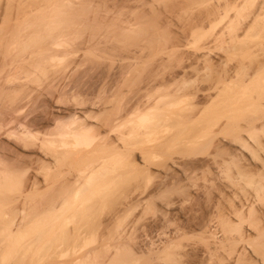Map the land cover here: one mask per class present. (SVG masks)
<instances>
[{
	"label": "bare ground",
	"instance_id": "bare-ground-1",
	"mask_svg": "<svg viewBox=\"0 0 264 264\" xmlns=\"http://www.w3.org/2000/svg\"><path fill=\"white\" fill-rule=\"evenodd\" d=\"M36 1L0 0V264H264V0L226 1L224 67L203 51L198 86L186 77L167 95L157 60L184 48L157 14L124 19L111 0ZM200 24L190 28L197 39ZM153 94L158 113L139 105L132 119L130 105ZM163 143L167 162L181 158L149 192L157 175L143 162L136 172L131 156ZM176 144L185 150L172 153ZM150 145L142 155L156 154ZM155 199L162 217L183 219L190 243L154 240Z\"/></svg>",
	"mask_w": 264,
	"mask_h": 264
},
{
	"label": "rangeland",
	"instance_id": "rangeland-1",
	"mask_svg": "<svg viewBox=\"0 0 264 264\" xmlns=\"http://www.w3.org/2000/svg\"><path fill=\"white\" fill-rule=\"evenodd\" d=\"M36 1V0H35ZM41 0H38V1H36V2H34V4H33V6L36 4V3H38V2H40ZM226 1H228V0H111V1H109V4H111L112 6V12L113 11H115L116 12V14L118 13L119 15H117V16H120L121 18H124V19H134L135 17H137V16H139V15H141L142 13H146V12H148L149 14V16H155L156 14H157V16H153L154 18H156L155 19V23H157V24H159L160 26H164L165 28H166V26H167V28H166V30L165 31H167L168 30V32L166 33V35L169 33H171L170 34V36L169 37H172L171 39H170V42H172L171 44H173V42L174 43H180L181 42V47L183 46V48H184V50L182 49V48H180V46H179V51H177L178 53H176L175 55H174V51H176V50H173V53H172V51L170 52V50H169V52L170 53H168V51H167V53H165V54H163V55H161L160 57L161 58H157L158 60V62H160V63H162V68H163V64H164V66H168V68L165 70V72H166V74H165V72H163L162 74V77H163V85H162V87H161V93H163L164 94V92L165 91H167L168 89L167 88H169V90L167 91V92H165V95H167V93H173L176 89H178L179 88V86L181 85L182 86V84L185 82V80L188 78V80L190 79V78H192V79H190V83L187 85V84H185L186 85V87H191V86H194V87H196V86H198V83H197V70L200 68V66L202 65L201 63H202V61H200L199 62V60H197L196 58H197V56H198V54H199V56L198 57H201L202 55H204V53L205 52H208L209 50V52H208V54L210 55V56H208L209 58L211 57V59L213 60V62L215 61V63H217V64H222L223 66L222 67H224V65H225V57L224 56H226L225 55V52H222L223 51V49H224V47L226 46L225 45V40L224 39H222L221 37H219V35L221 34V32H223V31H220V30H222L223 29V25H225V22H226V19L225 20H223L224 18H222L223 17V14H221L223 11V5H224V3L226 2ZM30 3L31 2H29V5H30ZM192 3V4H191ZM42 4V3H41ZM32 5V4H31ZM113 5H115V9H114V7H113ZM26 6V5H25ZM27 6H28V4H27ZM32 6V7H33ZM150 6H151V8L152 9H150ZM173 7V6H175L176 7V9H175V11H174V9L172 10V11H174L173 13H172V11L170 10V7ZM28 7H30V6H28ZM169 7V8H168ZM220 7V8H219ZM23 8L25 9V7L23 6ZM218 10H220V11H218ZM155 11V13H152V12H154ZM169 11H171V12H169ZM221 12V13H220ZM170 13H172V14H170ZM33 14H36V13H33ZM151 14H153V15H151ZM176 15V16H175ZM172 17V18H171ZM215 19H217V20H215ZM167 20V21H166ZM222 20H223V22H222ZM172 21V22H171ZM220 21H221V23H220ZM168 23V24H167ZM201 23V24H200ZM212 23V24H211ZM167 24V25H166ZM170 24V25H169ZM200 24V26L198 27V31L200 32H198L199 34H198V36L200 35V36H202V34H203V36H202V38H200V37H198V39H197V36H195V37H193V36H191L192 34V30L190 29V28H192L193 26L195 27V26H197V25H199ZM158 25V26H159ZM163 27V28H164ZM136 29V28H135ZM201 30H204L203 32L201 31ZM205 32V33H204ZM220 33V34H219ZM168 34V35H169ZM206 34V35H205ZM222 35V34H221ZM220 35V36H221ZM167 37V36H166ZM218 37H219V39L221 38V40H219L218 39ZM223 37H224V35H223ZM174 38V39H173ZM195 39V40H194ZM176 40H177V42H176ZM222 42H224V47L222 46L221 47V45L223 44ZM207 43V44H206ZM176 44V45H177ZM178 46V45H177ZM207 49H206V48ZM209 47V48H208ZM210 47H211V49H210ZM173 48H176V47H173ZM180 49L182 50V51H180ZM204 49V50H203ZM172 50V49H171ZM208 50V51H207ZM213 50V51H212ZM203 51H205V52H203ZM225 51V50H224ZM180 52H181V54H180ZM193 52V53H192ZM184 55H183V54ZM189 54V55H187V54ZM190 53H192V54H194L195 56L193 57V55L191 56V58H190V60H188V61H190V62H187V59L188 58H186V57H189L191 54ZM196 53V54H195ZM201 53V54H200ZM170 54H172V55H170ZM207 54V53H206ZM214 54V55H213ZM166 55H168V56H170V57H168V56H166ZM182 57H181V56ZM201 55V56H200ZM163 56H164V58H163ZM173 56V57H172ZM175 56H180L181 58L180 59H176L175 58ZM218 56H219V58L221 59H219L218 58ZM186 58V62L185 61H183L182 59H185ZM192 57L193 58H195V61L194 62H196L195 64L193 63V60H192ZM200 59V58H199ZM214 59H216V60H214ZM218 59V60H217ZM178 62H176V61ZM180 60V61H179ZM198 61V64H197V61ZM183 61V63H184V65H183V63H181ZM192 61V62H191ZM212 62V61H211ZM175 63V64H174ZM179 63H181L182 64V66H184V68H185V70H183V67H178V64ZM192 63V64H191ZM154 64H157V62L156 61H154ZM166 64V65H165ZM197 64V65H196ZM173 65V66H172ZM189 65V66H188ZM194 65V66H193ZM173 68H172V67ZM176 66V67H175ZM181 66V65H180ZM198 66V67H197ZM188 67H190V68H188ZM192 67H194V68H192ZM197 67V68H196ZM174 69V70H172V69ZM179 68V69H178ZM170 69H171V71H170ZM188 69V70H187ZM190 69V70H189ZM193 69V70H192ZM175 70H176V72H175ZM184 71V72H183ZM195 71V72H194ZM178 72V73H177ZM96 71L94 70H91V71H89V75H83V76H79L80 77V81H83V85H85V84H89L95 77H96ZM200 73H202V72H200ZM199 73V78H200V75L201 76H203V75H205V74H200ZM171 75V78H170V75ZM93 75V76H92ZM174 75H176L175 77H174ZM178 75H179V77H178ZM184 75V76H183ZM191 75H193V76H191ZM165 77V78H164ZM180 77H182V78H180ZM187 77V78H186ZM190 77V78H189ZM208 77V76H207ZM89 78V79H88ZM174 78V79H173ZM88 79V80H87ZM204 79V78H203ZM207 78H205V80H206ZM91 80V81H90ZM180 80V81H179ZM87 81V82H86ZM171 81V82H170ZM182 81V82H181ZM89 82V83H88ZM169 82V83H168ZM177 83V84H176ZM181 83V84H180ZM195 84V85H194ZM204 84V83H203ZM82 85V86H83ZM166 85V86H165ZM171 85V86H170ZM179 85V86H178ZM206 85H207V83L205 84V85H201V86H204V87H206ZM173 87V88H172ZM176 87V88H175ZM192 88V87H191ZM172 89V90H171ZM175 89V90H174ZM160 92L158 93V94H161ZM157 95V94H156ZM158 96L159 95H157V97H155V94H153V96H152V98H151V100L153 101H151V103L150 102H148L146 99H145V101L143 102V103H145L144 105L142 104V103H139V104H137V103H132L130 106H131V110H132V112L134 113L135 111V115L134 114H132L133 115V117H132V119H136V117H138V116H136V115H139V114H137L138 112L139 113H141V112H143V111H146V110H148V108H149V111L147 112H145V113H150V114H153L154 112L155 113H158L156 110L154 111V104H155V102H157L156 101V98L157 99H160V98H158ZM164 96V95H163ZM153 97H155V98H153ZM164 98V97H163ZM155 99V100H154ZM164 101H163V103L165 102H167L166 100H168V97L167 98H164L163 99ZM190 99H187V101H189ZM193 101V103H194V100L192 99L190 102H192ZM146 102H147V104L148 105H146ZM189 102V103H190ZM151 105H150V104ZM164 103V104H165ZM189 103H185L186 104V107H190V105H189ZM142 104V105H141ZM163 104V105H164ZM142 107H140V106ZM157 105V103L155 104V106ZM159 105V104H158ZM152 106V107H151ZM133 107V108H132ZM136 107L138 108V107H140L141 108V112L139 111L140 110V108L138 109V110H136ZM154 107V108H153ZM144 108V109H143ZM163 108H165V105L163 106ZM186 109H191V107L190 108H186ZM164 111V110H163ZM153 112V113H152ZM165 112V111H164ZM187 112H189V110L188 111H186V113ZM144 113V112H143ZM184 114V115H187V114ZM189 114H190V112H189ZM131 115V116H132ZM134 116H136L135 118H134ZM163 116H165V114H163ZM173 122V121H172ZM171 123V122H170ZM169 123V124H170ZM171 129H175V130H177L178 131V128H171ZM174 130V131H175ZM170 131H173V130H170ZM173 131V132H174ZM177 131H175V133L177 132ZM169 133V132H168ZM168 133H163V136H164V134H165V136H164V138H162L163 140L164 139H168L167 141L166 140H160V142L161 141H163L164 143H166V142H168V141H170L169 140V138L170 137H168V136H170L171 134H169L168 135ZM170 133H172V132H170ZM166 135H167V137H166ZM175 135V134H174ZM174 135H172V136H174ZM166 137V138H165ZM172 138V137H171ZM159 142V141H158ZM187 141H183V143H184V145L185 144H188V142L186 143ZM160 144L158 147H156L157 146V144H152V145H150V144H147V146L146 145H144V146H141V145H137V146H135V148H134V156H131L132 158L131 159H133L134 161V163L136 164H133V165H135V166H133L134 168H135V170H136V167H137V169H138V171H136V172H140V171H143V165L145 164V166L144 167H146V165L148 166V167H146V168H149V165H150V170L152 171V173H156V175H157V177L155 178V180H153L152 181V183H151V185L153 184V186H150L149 185V187H151L150 188V190H149V192L151 191V190H154L155 189V185H156V183L159 181V177L158 176H160V177H163V173H164V171H163V165H164V168H166V169H168V167L166 166V165H168V166H170L171 164H172V161H176V158L178 159V157L179 156H176V154H174V156H176V157H174V156H171L172 157V159H173V157H174V159L172 160V159H169V160H172L171 161V163H170V161H168L167 162V158L169 157L168 155H166V154H164L163 153V151H165L166 150V148H167V146L169 147V145L170 144H167L166 145V147H165V144ZM182 144V143H181ZM180 144V145H181ZM148 145H150V146H154V145H156V146H154L155 147V149H157L158 148V150L156 151V154H154V155H150L149 156V154L148 155H142V153H141V151H140V149L141 148H148ZM163 145H164V147H163ZM178 144H176V146L174 145L173 147L174 148H172V151H173V149L174 150H176V151H173L172 153H176V152H178L179 153V151L180 150H183L185 147H179V145L177 146ZM189 145V144H188ZM141 146V147H140ZM149 146V147H150ZM185 146H187V145H185ZM190 146V145H189ZM188 146V147H189ZM178 147V148H180V149H178V151H177V149L176 148ZM163 148H165V149H163ZM190 148V147H189ZM171 150V149H170ZM185 150V149H184ZM188 150V149H187ZM190 150V149H189ZM140 151V152H139ZM168 151V150H167ZM136 152V153H135ZM161 152V153H160ZM181 152V151H180ZM159 153V154H158ZM171 153V151H170V153L169 154H172ZM136 154V155H135ZM141 154V155H140ZM173 155V154H172ZM180 155V154H179ZM142 156V157H141ZM154 156H155V158H154ZM168 156V157H167ZM134 157V158H133ZM144 157V158H143ZM153 157V158H152ZM170 157V158H171ZM151 158V159H150ZM181 157H179V159H180ZM139 159V160H138ZM148 159H149V161H148ZM154 159V160H153ZM145 160H146V162H145ZM152 162H151V161ZM178 161V160H177ZM144 164H143V163ZM151 162V163H150ZM146 163H148V164H146ZM150 163V164H149ZM161 163V164H160ZM167 163V164H166ZM169 163V164H168ZM139 165V166H138ZM152 165V166H151ZM159 166V167H158ZM166 166V167H165ZM153 168V169H152ZM139 169H141V170H139ZM166 169H164L165 171H166ZM144 170H145V168H144ZM155 171V172H154ZM160 174V175H159ZM157 180V181H156ZM156 181V182H155ZM129 188H132L131 186H128ZM127 187V188H128ZM154 187V188H153ZM153 188V189H152ZM130 190V189H129ZM148 192V191H147ZM133 193V195H134V192H132ZM131 193V194H132ZM130 193H128V191L127 192H125V195H123L122 196V198H124L125 196L127 197V195H129ZM150 193H147L146 195L148 196ZM138 195H139V192H138V194H137V192H136V194H135V196H133V197H131V195H130V197L128 196V201L126 200V202H128V203H130L131 202V198H132V202H134L135 203V201H137L138 200ZM145 195V194H144ZM143 196V195H142ZM147 196L145 197L144 196V198L146 199L147 198ZM158 196V195H157ZM140 197V199H143V197L141 198V196H139ZM161 198H163L162 196H160ZM159 197V198H160ZM171 197H172V195H171ZM175 196L173 195V198H174ZM130 198V199H129ZM122 200V199H121ZM160 201H163V200H156L155 199V203L157 204L156 206H158V208H156L155 207V209L154 210H152L151 211V213H149V215L148 216H150V217H148V218H150V219H156V220H154V221H150V223L151 224H153V225H157V224H159V222H160V224L159 225H163V221H169V218H170V220H172L171 221V224H170V227H169V223H170V221H169V223H168V221L166 222V223H168L167 225H168V227L170 228V230H166V232H164V234H163V230H161V228H163V227H161L160 226V228L158 227L157 229H156V231H155V229L154 228H156V227H153V229H154V234H152L153 235V238H154V240L156 239L157 241L158 240H162V238H163V236L164 235H166L165 236V239H163V240H166L167 238L169 239H167L168 240V242L169 241H172L174 238H177L178 237V239H183L184 237H181V230L179 229L180 228V226H182V225H185V222H183V219L180 217H177V216H167V217H169L168 219H167V217L165 216V218L164 217H162L163 216V211H162V209H163V205H160ZM131 202V203H132ZM161 204H163V202H161ZM117 207L119 208L120 206L119 205H117ZM160 208V209H159ZM157 209V210H156ZM158 209L159 210H161V211H158ZM121 210H126V208L125 207H123V206H121ZM138 212H139V210H138ZM159 212V215L157 214H153V213H158ZM109 215V213L108 212H104V216L105 215ZM135 214H137V212L135 213ZM160 214H162L161 216H160ZM111 215V214H110ZM151 216H153V217H151ZM155 217H157V218H155ZM162 217V218H161ZM147 218V219H148ZM158 218H160L161 220H157ZM163 218L164 219H166V220H163ZM145 219L146 221V223H149V220L150 219ZM176 221H175V220ZM180 219H181V221H180ZM180 221V223H179V221ZM143 221H144V219L142 220V223H140L141 225L143 224ZM148 221V222H147ZM156 221V222H155ZM157 221H158V223H157ZM145 222H144V224H145ZM178 222V223H177ZM155 223V224H154ZM182 223V224H181ZM140 225L139 226V224L137 225V223H136V226L137 227H139L138 229L141 231V229H142V231L141 232H143L144 230H146V229H144V227L143 226H145V225H147V224H145V225ZM179 224V225H178ZM173 225V226H172ZM172 226V227H171ZM179 226V227H178ZM142 227V228H141ZM147 227V226H146ZM168 227H167V229H168ZM175 227H177L176 229H175ZM171 228H172V230H171ZM173 228H174V230H173ZM158 229L159 230H161V232L160 231H158ZM181 229H182V227H181ZM138 230V231H139ZM139 231V232H140ZM169 231V232H168ZM171 231H172V233H171ZM175 231H177V232H175ZM155 232H157V234L159 235L160 234V236L159 237H157L158 235L156 234L155 235ZM159 232V233H158ZM162 233V234H161ZM172 236V237H170V235ZM174 233V234H173ZM178 235V236H175L176 234ZM179 233H180V236H179ZM167 234H168V236H167ZM173 236H175V237H173ZM183 236V235H182ZM186 236V235H185ZM160 237H162V238H160ZM180 237V238H179ZM189 237L190 236H187L186 238L188 239V242L190 243L192 240V238L191 239H189ZM170 238H172L171 240H170ZM186 238H184L185 239V241H187L186 240ZM178 239H177V241H178ZM155 240V241H156ZM162 240V241H163ZM174 241V244L175 245H178V243L176 242V239H174L173 240ZM180 242L181 241H183V240H179ZM178 241V242H179ZM177 244H176V243ZM172 243V242H171ZM183 243H185L184 241H183ZM158 244H159V242H158ZM173 244V245H174ZM181 244V243H180ZM188 243H186V244H183L184 246H186ZM189 258H191V259H189ZM188 258V262H189V264H193V263H196L195 262V259L191 256V257H189ZM190 260V261H189ZM193 261V262H192ZM185 264H188V263H186L185 262ZM197 264V263H196Z\"/></svg>",
	"mask_w": 264,
	"mask_h": 264
}]
</instances>
